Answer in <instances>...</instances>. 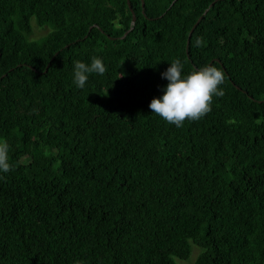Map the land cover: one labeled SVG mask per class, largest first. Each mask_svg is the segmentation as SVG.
I'll return each instance as SVG.
<instances>
[{
  "label": "trees",
  "instance_id": "16d2710c",
  "mask_svg": "<svg viewBox=\"0 0 264 264\" xmlns=\"http://www.w3.org/2000/svg\"><path fill=\"white\" fill-rule=\"evenodd\" d=\"M177 59L225 76L182 127L149 107ZM5 142L0 264H264V0H0Z\"/></svg>",
  "mask_w": 264,
  "mask_h": 264
},
{
  "label": "clouds",
  "instance_id": "9594fccd",
  "mask_svg": "<svg viewBox=\"0 0 264 264\" xmlns=\"http://www.w3.org/2000/svg\"><path fill=\"white\" fill-rule=\"evenodd\" d=\"M199 43V42H198ZM105 64L100 58H92L90 64L74 61V83L83 88L89 74L103 75ZM183 65L179 59L170 63V67L162 73L169 83L162 98H154L149 107L153 113L176 127H182L186 120L198 121L211 112L213 97H223L220 87L225 82L224 73L215 66H205L182 77ZM8 144L0 143V171L12 170L9 163Z\"/></svg>",
  "mask_w": 264,
  "mask_h": 264
},
{
  "label": "rangeland",
  "instance_id": "374dc122",
  "mask_svg": "<svg viewBox=\"0 0 264 264\" xmlns=\"http://www.w3.org/2000/svg\"><path fill=\"white\" fill-rule=\"evenodd\" d=\"M47 31H48V28L46 27L42 28L34 24L33 33L31 35V38L32 39L39 38L42 35H44ZM200 252H201L200 247L193 244V250H192L191 256L186 260H179L178 258H176V262L177 264H195V261Z\"/></svg>",
  "mask_w": 264,
  "mask_h": 264
},
{
  "label": "water",
  "instance_id": "95a60500",
  "mask_svg": "<svg viewBox=\"0 0 264 264\" xmlns=\"http://www.w3.org/2000/svg\"><path fill=\"white\" fill-rule=\"evenodd\" d=\"M128 1V4L130 5V0H127ZM142 4H143V2H142ZM212 4H214V2L212 3ZM211 4V5H212ZM207 10L208 9H206V11H205V13L207 12ZM132 21H131V28L130 29H132L133 28V26H134V24H135V22H136V14L134 13V11L132 10ZM201 19V17L198 19V21H197V23H195V25L192 27V29L190 30V33H189V35H188V39L190 38V36H191V34H192V31H193V29H194V27L198 24V22H199V20ZM128 33V31L124 34V35H126Z\"/></svg>",
  "mask_w": 264,
  "mask_h": 264
}]
</instances>
